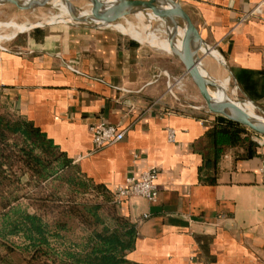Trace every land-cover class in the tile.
<instances>
[{"label":"crops","instance_id":"obj_1","mask_svg":"<svg viewBox=\"0 0 264 264\" xmlns=\"http://www.w3.org/2000/svg\"><path fill=\"white\" fill-rule=\"evenodd\" d=\"M175 1L231 75L212 59L204 68L263 115L264 0ZM166 54L111 29L32 30L0 48V112L30 122L78 175L111 193L127 178L158 172L155 202L131 197L117 206L135 228L128 260L264 264V139L223 145L215 164L209 160L210 129L223 121L192 89L183 96L193 103L169 91L185 70ZM99 121L124 139L94 151L89 128Z\"/></svg>","mask_w":264,"mask_h":264},{"label":"trees","instance_id":"obj_2","mask_svg":"<svg viewBox=\"0 0 264 264\" xmlns=\"http://www.w3.org/2000/svg\"><path fill=\"white\" fill-rule=\"evenodd\" d=\"M217 119L223 122L210 129L213 151L208 156L214 164L223 145L249 141L251 136L246 128L220 116ZM70 165L38 128L0 112V264H7L6 258L20 249L28 252L29 264H141L127 259L134 246L135 228L119 213L111 191L103 186L89 183L88 187L81 180L76 184L79 194L91 189L98 200L94 204L87 205L83 199L77 202L76 196L69 200L59 199L55 193L42 197L32 193L25 197L32 214L17 205L25 196L23 187L44 194L42 184ZM70 221L77 222L85 234L61 249L56 245L63 244L61 233ZM9 237L19 239L21 246L7 241Z\"/></svg>","mask_w":264,"mask_h":264},{"label":"water","instance_id":"obj_3","mask_svg":"<svg viewBox=\"0 0 264 264\" xmlns=\"http://www.w3.org/2000/svg\"><path fill=\"white\" fill-rule=\"evenodd\" d=\"M73 1L74 0H0V6H14L21 11L49 8L59 13L63 12L67 16L62 19L26 24L22 27L18 25L21 27V30L12 38L20 33L57 25L82 26L95 30L111 29L120 36L138 45L165 52L162 49H157L146 43H142L134 39L131 35L127 33L124 34L114 28V25L118 26L121 20L126 22L128 17H135L139 14L145 16V14L151 13L162 19L167 26L166 40L169 45V51L165 53L171 55L181 63L203 100L208 113L220 116L226 121L240 125L264 138V113L261 116L256 114L255 117L248 115L234 105V100L240 102L247 101L256 109L254 103L250 100H238L236 97L237 95L233 96L231 92L226 93L221 91L219 82H217V80L204 68L203 59H212L222 66L229 75H231V72L222 58H216L211 54L205 56V54L201 52V47H204L205 50L210 47L201 39L196 27L178 2L175 0H82L88 3V8L81 9L75 6ZM120 24L127 26L131 23L127 22V25ZM169 29L171 31L170 33H168ZM178 30L181 31L180 35ZM218 56L219 55H217V57ZM168 87H170V84ZM209 89H214L216 92L221 91V98L214 97Z\"/></svg>","mask_w":264,"mask_h":264},{"label":"rangeland","instance_id":"obj_4","mask_svg":"<svg viewBox=\"0 0 264 264\" xmlns=\"http://www.w3.org/2000/svg\"><path fill=\"white\" fill-rule=\"evenodd\" d=\"M73 4L77 7H80L81 9H87L88 8V3L85 1H82V0H74ZM4 8H5V10H4ZM58 13H59L58 11L51 10L49 8H37V9H35V11H32V10L21 11V10H18L14 6H0V48H3V46H5L7 48L8 47L12 48L13 43L16 41V39L17 40L18 39L25 40V36L29 32H31V31H29V32L20 33L12 39H4L5 37H8L12 32L11 26L9 27V24L26 25V24H30V23L32 24V23H37V22H41V21H46V20H49L50 17L58 15ZM143 21H145V20L143 19ZM127 22L131 23V25L133 24V26L136 27L137 19L135 17H129V18H127L126 22L124 20L120 21V23H122L124 25H127L126 24ZM7 23H8V25H7ZM156 25L159 28L156 27ZM150 28L152 31H156L157 29H161L158 21H152L150 23ZM35 30H37V29H35ZM138 40H140L141 42L142 41L145 42V40H141V39H138ZM210 48H212V47H210ZM161 49L164 50L165 52H167L166 49H163V48H161ZM151 50L158 51V50H154V49H151ZM203 63L205 64V66H208V68H209V62H208L207 58L203 59ZM225 78L226 77H220L219 79L222 80ZM189 79L190 78L188 76H185V75H183V77L173 78L170 81L172 84L175 82L174 83L175 85L171 89L173 94L174 93L177 94V97L182 98L183 101H189V102L192 101V103H193V99L192 100H189L187 98L185 99L184 98L185 96H183L185 94V90H187V88L188 89L190 88V89H192V93L194 94V96L195 95L197 96L196 101L198 103H201L202 107L204 109H206L205 104H204L203 100L201 99L197 89L195 88L194 85L191 84V82H190L191 80L189 81ZM184 81L185 82L188 81L187 83H190V84H187ZM228 81H229V85H230L228 87L229 88L228 91L231 92L232 91L231 88H233V85L229 79H228ZM187 85H188V87H187ZM171 90H169V91H171ZM235 95H237L236 97L238 100H242L239 97L237 91H236ZM254 112H255V114L261 116V114L256 109H254ZM4 114L10 115L9 113H5V112H4ZM248 131H249L250 135L253 136L254 133L250 130H248ZM254 135L257 138L259 137V135H257V134H254ZM65 173H68V174H65ZM67 175H68V178H66ZM80 180L85 182V184H87L88 187L90 186V184L85 179H83L80 175L77 174V172H75L73 165H70V167H68L67 169L62 170V171H58L56 175H53L52 177H50L48 180H46L42 184V187L45 188V190H46V193H44V194H43V192L40 193L39 189L31 190L30 187H23V189H24L23 193L25 194V196L18 201L17 205H20L22 210L27 211V213H29V214H32V209L28 205V202L25 198V197H29L30 195H32V193H34V194L39 193V194H41L40 195L41 197L43 195H47L49 193H55L57 198H59V199H65L66 198L69 200H72L71 197L76 196V198L74 200L77 202H79V199H83L84 201L83 200H81V201L86 202L87 205L97 203L98 200L95 199L94 193L91 191V189H88L87 191L82 192V193L80 192V194L76 190L77 189L76 184L79 183ZM23 181H25V178L23 179ZM100 214L102 217H105L107 213L105 212V210H102V211H100ZM66 229H67L66 231L61 233V235L65 238L63 244H61L62 242H60V245H56L61 249L64 247L68 248L70 243H75V242L79 241L80 238L85 234L84 230L80 229L77 222H75V221L68 222ZM6 240L9 241L10 243H14V245H16V246H19V245L21 246V241L19 239H17L16 237L15 238L9 237ZM6 259H7V264H29L28 252L21 251V249L10 254Z\"/></svg>","mask_w":264,"mask_h":264},{"label":"built area","instance_id":"obj_5","mask_svg":"<svg viewBox=\"0 0 264 264\" xmlns=\"http://www.w3.org/2000/svg\"><path fill=\"white\" fill-rule=\"evenodd\" d=\"M184 75L187 76L186 73ZM174 83L172 84L170 82L169 90L173 88L175 85ZM89 131L91 133V141L94 151H99L121 142L125 135V132L119 130L118 126L108 124L104 121H99L98 123L93 124L89 128ZM173 135L174 133L169 131V142L173 141ZM259 137L262 138L261 136ZM157 176L158 172L155 169H151L142 172L138 177L127 178L125 186L113 191L112 196L114 203L118 206L122 201L131 197H140L149 203L155 202L158 191L156 186Z\"/></svg>","mask_w":264,"mask_h":264},{"label":"bare ground","instance_id":"obj_6","mask_svg":"<svg viewBox=\"0 0 264 264\" xmlns=\"http://www.w3.org/2000/svg\"><path fill=\"white\" fill-rule=\"evenodd\" d=\"M4 10H5V8H4ZM32 11H35V9L32 10ZM65 17H67L66 14H64L63 12H60V14L58 13V15L50 17L49 20L62 19V18H65ZM135 18L137 19L136 27L132 26L131 24H128L127 26H123L120 23H118V26L114 25L115 27L114 26L113 27L115 29H118L120 32H122L124 34L127 33L128 35H131L136 40H138V39L145 40V43L150 45V46H152V47H155L157 49L163 48V49H166V51H169V47H168L169 45H168L167 40H166L167 26L162 21V19H160L159 17H157V16H155V15H153L151 13H147V14H145V16L139 14V15H136ZM143 19L145 21H143ZM49 20H46V21H49ZM152 21H158L159 22V26H160L161 29H157L156 31H152L151 28H150V23ZM7 25H8V23H7ZM10 26H11L12 32H11V34L8 37H5L4 39H11L18 32H20L21 27L24 26V25H20L21 27H19L18 25L16 26L14 24H9V27ZM156 27H158V26L156 25ZM170 32L171 31L169 29L168 33H170ZM178 32H179V35H180L181 31L178 30ZM138 41H140V40H138ZM142 43H144V42H142ZM201 52L203 54H205V56H208L209 54H211V55L215 56L216 58L220 57V56L217 57V55H218L217 52L214 51L212 48H207V50H205L204 47H201ZM216 80H217V82H219L222 92H226V93L229 92L228 91L229 90L228 87L230 85H229V81H228L227 78L222 79V80H220V79H216ZM209 91L214 97L221 98L220 96H222V94H221L222 92L221 91L216 92L214 89H209ZM231 94L233 96H235V91L232 90ZM234 105L238 109L243 110L248 115L253 116V117L256 116V114L254 112V107L249 102H247V101L240 102V101L234 100Z\"/></svg>","mask_w":264,"mask_h":264}]
</instances>
